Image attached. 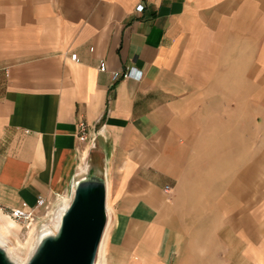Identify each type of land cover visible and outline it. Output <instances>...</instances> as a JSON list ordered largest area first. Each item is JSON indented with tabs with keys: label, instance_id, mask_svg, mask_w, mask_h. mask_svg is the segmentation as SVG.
Here are the masks:
<instances>
[{
	"label": "crops",
	"instance_id": "crops-1",
	"mask_svg": "<svg viewBox=\"0 0 264 264\" xmlns=\"http://www.w3.org/2000/svg\"><path fill=\"white\" fill-rule=\"evenodd\" d=\"M81 122L113 201L106 262L171 264L166 236L205 209L199 163H229L210 194L264 196V0H0V208L72 192Z\"/></svg>",
	"mask_w": 264,
	"mask_h": 264
},
{
	"label": "rangeland",
	"instance_id": "rangeland-1",
	"mask_svg": "<svg viewBox=\"0 0 264 264\" xmlns=\"http://www.w3.org/2000/svg\"><path fill=\"white\" fill-rule=\"evenodd\" d=\"M91 139L80 143L79 159L85 153L88 154L98 147L99 136L95 142ZM200 165L203 166V170L198 169L199 171L191 172L194 178H200V182L204 181L203 186L208 190L198 197L201 203H205V209L189 211V217L183 220V223L189 224L188 227L176 226L173 228L175 232L171 236H166V241L172 245V252H174L171 264H264V196L256 194L255 180H253L254 187L251 195L242 194L239 189L234 196L228 193L210 194L209 186L213 179L226 175L229 163L222 160L217 164L205 162L198 164ZM215 166L219 169H214ZM220 180L222 183L227 184L228 182L222 177ZM170 189L169 194L164 191L168 200H171L173 196L172 188ZM64 196L63 193L54 195L51 202L48 201L50 202L49 209L40 213V216L32 222L14 221L19 228L16 234L22 243V251L18 253L21 257H26L27 242L30 240L29 236L34 226L43 221L57 200ZM175 201L179 204L183 203V196L176 195ZM110 204L111 211H113L111 199ZM217 206H220L221 210H216ZM224 207L229 209H224ZM7 211L9 210L1 212L4 223L10 219L6 216ZM135 229L150 236L157 228L139 227ZM159 229L163 228L160 226ZM179 230L180 236L177 235ZM177 239L179 243H176ZM106 254L107 259L111 257L109 249Z\"/></svg>",
	"mask_w": 264,
	"mask_h": 264
},
{
	"label": "water",
	"instance_id": "water-1",
	"mask_svg": "<svg viewBox=\"0 0 264 264\" xmlns=\"http://www.w3.org/2000/svg\"><path fill=\"white\" fill-rule=\"evenodd\" d=\"M109 221L106 172L89 164L76 177L56 225L37 235L25 264H99ZM0 264H19L2 245Z\"/></svg>",
	"mask_w": 264,
	"mask_h": 264
},
{
	"label": "bare ground",
	"instance_id": "bare-ground-1",
	"mask_svg": "<svg viewBox=\"0 0 264 264\" xmlns=\"http://www.w3.org/2000/svg\"><path fill=\"white\" fill-rule=\"evenodd\" d=\"M83 159L81 158L78 163L77 170L80 172H83L86 168V163L88 159V154L85 153L83 155ZM71 192V190H70ZM70 192L65 194L64 197L58 199V201L54 204L52 209L47 213L46 218L41 221L38 225H35L34 228L31 231L30 240L27 242V254L26 257H21L19 254L22 251V243L20 242V239L18 235L16 234L19 230L18 226L14 221H11L10 219L7 220L6 223L3 222V218L0 211V245L7 247V250L9 254L18 261L19 264H25L26 261L29 258L30 252L32 248L34 247L35 240L37 235L44 230L52 229L58 219L59 215L67 208L69 201H70ZM110 200H108V209L109 211L111 209ZM26 244V243H25ZM108 251V228L105 232L103 241L101 243L100 247V258L101 262L99 264H107L106 262V253ZM19 253V254H18Z\"/></svg>",
	"mask_w": 264,
	"mask_h": 264
},
{
	"label": "built area",
	"instance_id": "built-area-1",
	"mask_svg": "<svg viewBox=\"0 0 264 264\" xmlns=\"http://www.w3.org/2000/svg\"><path fill=\"white\" fill-rule=\"evenodd\" d=\"M145 9L144 4H140L137 6V12H143ZM71 59L73 61H79L77 54H72ZM101 72H107L106 63H102L100 66ZM142 74L138 72L134 68H130L124 71H115L111 73V81L113 84H116L123 80H141ZM100 136V131L90 130V128L85 124V122H81L78 126V140L81 142L87 141L89 138H92L91 141L95 142L97 137ZM170 187L167 186L165 188V193H170ZM50 207V202H48L45 198L39 197L35 206H29L27 203H22L19 207L13 208L7 211L6 216L13 221H24V222H32L36 218L40 216L45 210H48ZM0 211L4 210L0 208ZM4 213V212H3Z\"/></svg>",
	"mask_w": 264,
	"mask_h": 264
}]
</instances>
